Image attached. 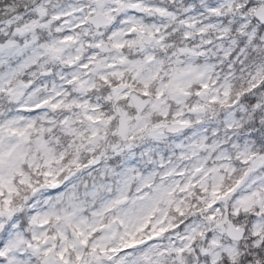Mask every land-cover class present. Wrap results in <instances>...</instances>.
<instances>
[{"label":"clouds","instance_id":"1","mask_svg":"<svg viewBox=\"0 0 264 264\" xmlns=\"http://www.w3.org/2000/svg\"><path fill=\"white\" fill-rule=\"evenodd\" d=\"M0 264H264V0H0Z\"/></svg>","mask_w":264,"mask_h":264}]
</instances>
